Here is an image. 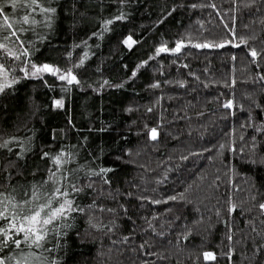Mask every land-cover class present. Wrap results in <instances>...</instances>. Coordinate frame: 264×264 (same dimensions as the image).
Wrapping results in <instances>:
<instances>
[{
	"label": "trees",
	"instance_id": "trees-1",
	"mask_svg": "<svg viewBox=\"0 0 264 264\" xmlns=\"http://www.w3.org/2000/svg\"><path fill=\"white\" fill-rule=\"evenodd\" d=\"M39 2L56 12L34 10L28 0L0 5L20 38L4 39L10 31L0 30V43L28 53L14 60L0 49L17 81L0 93V143L18 141L0 149V182L22 193L55 170L43 153L63 152L71 182L83 188L72 198L84 212L49 234L51 252H23L58 264H264L256 206L264 202V132L257 131L264 127V0ZM25 15L36 23L24 24ZM129 36L131 47L123 43ZM178 40L186 45L179 54L156 55ZM204 43L225 46H192ZM31 63L71 68L79 83L25 77L20 69ZM229 100L232 109L223 107ZM21 144L26 151L17 155ZM101 168L111 171L91 175ZM231 204L238 207L229 214ZM205 251L217 259L204 261Z\"/></svg>",
	"mask_w": 264,
	"mask_h": 264
},
{
	"label": "snow or ice",
	"instance_id": "snow-or-ice-1",
	"mask_svg": "<svg viewBox=\"0 0 264 264\" xmlns=\"http://www.w3.org/2000/svg\"><path fill=\"white\" fill-rule=\"evenodd\" d=\"M5 0H0V5H3ZM256 3V0H251L252 6ZM20 5V0H10L8 6L11 8H16ZM22 6V5H21ZM28 7H33V9H39L41 13H55L56 9L51 7H42L39 0H28ZM193 8L196 5H192ZM215 7V5H212ZM116 19H124L122 15L117 16ZM0 30H9L10 35L4 37V39H9L10 37H16V40L19 41L20 38L17 35V32L13 30L14 25L10 21L9 15L5 11V7L0 6ZM24 24H35V19L29 18L28 15L23 17ZM113 23L112 20H108L105 23V30H107V25ZM124 44L131 47V44L135 43L132 38L129 36L126 40L123 41ZM21 47H23V41H20ZM240 44L247 45V40L240 38ZM240 44H235L233 46L239 47ZM186 45L178 40L175 43V47L169 49L166 45L158 47L156 49V55L161 53H172L179 54L183 47ZM197 48H208V47H224L223 43L220 44H195L192 45ZM0 49L12 57L14 60H21L22 57L27 56V49H23L19 54L16 51L9 48L7 44L0 43ZM249 55L253 58V61L256 60L259 53L255 48L249 49ZM87 53H85V57ZM235 59V57H233ZM83 59L80 61V64H83ZM25 73V77H38L42 78V74L50 73L53 76H57L60 81H65L68 85L73 83H79L76 76L73 74L72 69L62 70L58 67H54L47 63L43 65H37L31 63L30 67L26 66L20 69ZM133 72V76H135ZM9 71L3 63H0V93H3L7 88H10L13 84L17 83L15 79L9 80ZM261 80H264V76L260 77ZM107 83V81H105ZM183 86V84H181ZM152 87H159V84H154ZM57 107H63V100H57ZM223 107L232 109L234 107V102L229 100L227 103L223 104ZM151 111V109H149ZM257 131L264 132V127H260ZM150 139L155 141L158 138V132L156 128H151L149 130ZM241 140L244 138L241 137ZM253 143L251 145V151L255 154L257 145L255 144V137L251 138ZM18 142L15 137L10 140H4L0 143V149H7L12 151L9 148V145ZM223 147V146H221ZM26 149L21 144V155ZM230 151L240 153L244 152V147L239 148L231 147ZM66 154L61 152L55 156H52L48 152H44L42 158L50 159L52 164L55 166L53 171L49 168L47 171L49 173L46 180L42 181L39 184H30L28 187H25L21 192L18 191L16 185H12L9 189L7 182H0V264H58L55 258L49 260L48 257H42L36 254V252L24 253L23 248L26 246L29 249L40 250L43 249L46 252H51V248H47L46 245L49 243L48 237L49 234L59 235L61 233V222L66 221L73 212H84V208H81L75 203V200L72 198L74 193H79L83 191V188L78 187L77 184L72 183L70 180V173L68 170H65L64 165L71 162L70 155L68 158H65ZM253 164L257 162L256 158L251 160ZM259 162L264 164V157L259 158ZM111 169L101 168L99 172H92L91 175L103 176ZM105 183H108L105 179ZM91 187V185H89ZM19 195V199L17 196ZM170 199L175 200L177 197L173 196ZM255 199V197H253ZM167 202V201H165ZM154 203H160V201H154ZM262 215H264V202L258 203L256 205ZM89 209L95 207V203L88 206ZM237 205L231 204L228 208L229 214H232L237 210ZM100 211L105 209L100 208ZM107 211L112 212L113 209H107ZM125 211H127L125 209ZM91 223V220H90ZM264 224V221H261ZM251 225V222H250ZM95 227V225H93ZM252 231H255V227H252ZM54 235V238H55ZM187 239V237H184ZM229 241L232 240V235L227 236ZM128 237L124 238V241L127 242ZM140 248H144V244L140 245ZM18 250L17 255L10 256L5 250ZM231 249L228 255L231 259ZM204 261H215L217 259L216 254L211 251H205L202 253Z\"/></svg>",
	"mask_w": 264,
	"mask_h": 264
},
{
	"label": "rangeland",
	"instance_id": "rangeland-1",
	"mask_svg": "<svg viewBox=\"0 0 264 264\" xmlns=\"http://www.w3.org/2000/svg\"><path fill=\"white\" fill-rule=\"evenodd\" d=\"M23 74L25 75V73H24V72H23ZM12 77H13V76H12ZM8 79H9V80H12V78H11V76H10V75H9Z\"/></svg>",
	"mask_w": 264,
	"mask_h": 264
}]
</instances>
